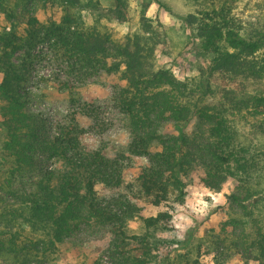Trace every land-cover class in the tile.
<instances>
[{
	"label": "trees",
	"instance_id": "obj_1",
	"mask_svg": "<svg viewBox=\"0 0 264 264\" xmlns=\"http://www.w3.org/2000/svg\"><path fill=\"white\" fill-rule=\"evenodd\" d=\"M115 1L110 12L122 20L125 1ZM192 1L181 20L209 57V67L199 78L180 80L170 67L158 66L157 32L145 18L143 33L118 43L101 27L98 13L93 24H85L82 10L99 12L100 0H0V14L12 24L10 31H0V127L6 134L2 150L13 164L12 178L0 190L10 188L12 179L31 186L0 211V264H55L61 246L84 228L108 230L120 255L115 264H203L201 245L196 254L193 249L176 254L175 263L171 257L155 260L151 243L158 231L170 230L172 215L162 208L184 203L187 178L197 168L214 191L237 183L228 196L231 220L223 231L235 227L233 242L245 264H264V213L258 206L264 201V92L240 88L250 80L264 81V17L239 16L236 0ZM48 2L64 7L60 22L43 24L36 16V4ZM158 4L170 10L168 3ZM43 43L84 77L121 73L125 85L112 101L130 134L126 150L148 160L135 196L158 208L156 216L144 217L128 198L106 201L97 195L98 184L123 187L124 155L110 158L100 149L85 150L76 124L54 138L41 131L24 85L29 60ZM214 79L221 83L214 86ZM192 121L196 124L188 134ZM171 125L175 133L167 131ZM41 155L62 167H42L32 177ZM133 222L142 224L141 233H133ZM132 242L141 245L140 255L128 249Z\"/></svg>",
	"mask_w": 264,
	"mask_h": 264
},
{
	"label": "rangeland",
	"instance_id": "obj_2",
	"mask_svg": "<svg viewBox=\"0 0 264 264\" xmlns=\"http://www.w3.org/2000/svg\"><path fill=\"white\" fill-rule=\"evenodd\" d=\"M124 16L122 20L110 12L116 6L115 0H100L102 6L99 12L82 10L85 24L95 22L99 18L101 27L111 34L114 42L125 43L127 38L145 31V18L156 30L157 63L159 67H170L180 80L199 78L208 71L209 57L200 52L199 47L187 29L181 17L192 8V0H124ZM158 1L170 6H160ZM239 16L252 21L264 17V0H236ZM168 6V7H169ZM35 13L43 24L50 21L60 22L65 15L64 7L58 3H38ZM79 12L75 11V15ZM12 24L0 14V31L4 28L10 31ZM23 26H20L22 30ZM263 52L258 55L262 57ZM22 55V54H21ZM34 58L29 60L30 75L24 87L29 91V110L40 122L41 131L48 137L61 135L62 128L71 124L79 126L83 133L79 136L81 147L85 150H102L110 157L124 155L125 183L121 188H108L102 184L96 186L97 195L104 200L116 197L130 199L142 209L144 217L156 216L159 209L152 206L148 200L137 198V179L148 160L145 157L130 156L126 150L130 141L129 131L124 123V115L113 104L117 90L125 85L121 73L108 75L101 73L84 77L82 73L72 70L71 62L57 55L47 43L39 44L34 52ZM23 56V55H22ZM20 56V59H23ZM2 74H0V83ZM213 85L221 83L212 80ZM241 91L248 93L264 92V81L250 80L240 86ZM196 121L186 127V133L191 134ZM175 133L173 126L168 130ZM6 138L5 131L0 127V185L11 179L12 160L7 157L2 144ZM42 164L31 172L32 177H38L41 168L58 170L62 163L54 158L41 155ZM201 169H195L187 178L186 198L183 204H174L162 208L172 215L169 231H158L152 243V255L155 260L185 253L196 245H201L200 255L203 264H245L241 253L234 245L235 227H227L225 223L231 220L228 196L237 191L235 181L227 182L221 192L207 188L202 178ZM31 186L24 185L20 179L13 180L10 188L0 190V211L7 204L17 201L18 195H26ZM264 213V201L259 203ZM133 233H141L142 224H131ZM219 242L220 244H218ZM219 245V246H218ZM134 255L141 254V245L132 242L128 246ZM198 253V252H197ZM119 253L114 245V237L106 229H82L70 242L61 246L59 259L55 264H115ZM247 264H255L249 260Z\"/></svg>",
	"mask_w": 264,
	"mask_h": 264
}]
</instances>
